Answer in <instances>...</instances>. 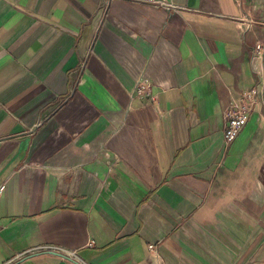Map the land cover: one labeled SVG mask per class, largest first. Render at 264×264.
Segmentation results:
<instances>
[{
	"label": "crops",
	"instance_id": "crops-1",
	"mask_svg": "<svg viewBox=\"0 0 264 264\" xmlns=\"http://www.w3.org/2000/svg\"><path fill=\"white\" fill-rule=\"evenodd\" d=\"M168 1L0 0V264H264V0Z\"/></svg>",
	"mask_w": 264,
	"mask_h": 264
},
{
	"label": "built area",
	"instance_id": "built-area-1",
	"mask_svg": "<svg viewBox=\"0 0 264 264\" xmlns=\"http://www.w3.org/2000/svg\"><path fill=\"white\" fill-rule=\"evenodd\" d=\"M151 5H158L166 10L177 9L168 0H144ZM255 57L263 58L264 46L262 43H258L255 47ZM137 97H148L152 101L156 99L152 95L151 84L147 78H142L137 84L136 90ZM259 104V94L256 88L246 90L243 93L242 98L239 101L233 102V104L227 109L226 122L224 130V140L227 145L232 144L235 139L240 135L242 130L245 128L246 123L250 120L251 114ZM3 188H1L2 190ZM151 250L155 247L149 246Z\"/></svg>",
	"mask_w": 264,
	"mask_h": 264
}]
</instances>
